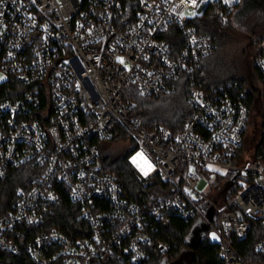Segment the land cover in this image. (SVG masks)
Instances as JSON below:
<instances>
[{"label": "built area", "instance_id": "obj_1", "mask_svg": "<svg viewBox=\"0 0 264 264\" xmlns=\"http://www.w3.org/2000/svg\"><path fill=\"white\" fill-rule=\"evenodd\" d=\"M241 2L0 0V181L33 168L0 216V251L31 264H143L152 247L170 248L153 238L177 217L204 225L223 264H264V154L251 160L243 148L247 102L198 81L215 44L197 20L208 14L227 26ZM252 44L264 86V42ZM183 76L192 113L181 132L129 117L128 86L141 96L172 94ZM109 144L124 149L120 159L146 186L136 199L103 170ZM137 153L152 165L147 176L132 163ZM216 170L230 183L219 193ZM63 195L83 222L77 237L48 222ZM253 224L257 260L246 262L233 241Z\"/></svg>", "mask_w": 264, "mask_h": 264}, {"label": "trees", "instance_id": "obj_2", "mask_svg": "<svg viewBox=\"0 0 264 264\" xmlns=\"http://www.w3.org/2000/svg\"><path fill=\"white\" fill-rule=\"evenodd\" d=\"M264 13V0H242L234 8L230 17L237 22L245 20L251 13ZM196 26L199 32L211 37L215 44V51L209 57L201 62V74L198 76L200 87L205 90L224 88L229 91L236 99L241 97L247 102L249 116L251 119V109L255 103V93L245 92V83L239 81L232 74V63L225 58V52L229 48L231 39L219 19L211 18L208 14L198 19ZM188 78H181L177 85V90L172 94H163L160 96H141L135 90L128 86L126 88V99L132 102L129 111V117L137 118L141 126L151 129L155 126H164L173 134L181 132L189 121L192 113L188 102V96L191 89ZM263 116L261 118V136L258 145L254 148L249 158L257 160L264 154V86L260 96ZM104 162L103 170L109 172L121 181L129 196L137 198L143 188L146 186L139 181L127 164L117 157L110 160L107 154L102 150ZM116 153V152H115ZM33 173L31 166H20L11 169L8 177L0 181V216L8 211L13 199V191L17 186L25 185L30 182V176ZM212 188L217 192L228 188L230 183L227 179L216 178L211 183ZM216 199V198H215ZM77 207L72 205L63 195V201L57 207L55 215L48 220L51 228L59 229L70 235L77 237L80 233L76 230L83 222L77 218ZM192 224L183 221L177 217L164 226H160L154 235L153 242L159 241L168 243L170 248L165 251H159L157 248L151 250L150 258L143 264H223L218 257V248L216 245L203 241L195 247L187 244L188 237L192 231ZM81 229V228H80ZM260 236L258 224H253L252 230L243 241H233L240 256L246 261L257 260L253 251L254 241ZM0 264H31L26 255L15 257L0 251ZM107 264H116L111 261Z\"/></svg>", "mask_w": 264, "mask_h": 264}, {"label": "rangeland", "instance_id": "obj_3", "mask_svg": "<svg viewBox=\"0 0 264 264\" xmlns=\"http://www.w3.org/2000/svg\"><path fill=\"white\" fill-rule=\"evenodd\" d=\"M223 28L230 36L229 48L225 52V58L232 63V74L239 81L245 83V92L255 93V103L251 109V119L249 120L248 129L243 136V148L247 152H252L260 141L262 132L261 118L263 116L261 93L263 85L261 84L257 74L253 69V57L257 47L252 44L255 38L260 42H264V13H251L245 20L241 22L234 21L230 18V24ZM109 159L117 157L115 154L123 155L124 149L109 144ZM116 152V153H115ZM219 177L225 179V172L216 170Z\"/></svg>", "mask_w": 264, "mask_h": 264}, {"label": "snow or ice", "instance_id": "obj_4", "mask_svg": "<svg viewBox=\"0 0 264 264\" xmlns=\"http://www.w3.org/2000/svg\"><path fill=\"white\" fill-rule=\"evenodd\" d=\"M228 0H225V3H227ZM192 5L197 4V0H191ZM190 15H196L195 12L191 13ZM118 62L123 64L124 61L122 58H117ZM0 79H3V77H0ZM132 163L136 166V168L141 172L142 175L147 176L149 171L152 169V165L146 160L144 155L142 153H137L136 156L132 158ZM213 239H216V237L213 235Z\"/></svg>", "mask_w": 264, "mask_h": 264}, {"label": "water", "instance_id": "obj_5", "mask_svg": "<svg viewBox=\"0 0 264 264\" xmlns=\"http://www.w3.org/2000/svg\"><path fill=\"white\" fill-rule=\"evenodd\" d=\"M236 178V176H232L230 178V181H234ZM205 231L206 229L204 225H202L200 222H197L192 228V231L187 240V244L191 247H195L203 242Z\"/></svg>", "mask_w": 264, "mask_h": 264}]
</instances>
